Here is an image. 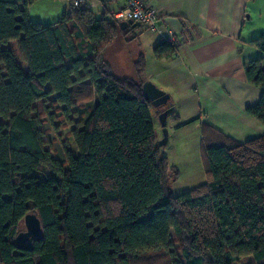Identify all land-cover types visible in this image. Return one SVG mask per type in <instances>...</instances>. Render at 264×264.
Listing matches in <instances>:
<instances>
[{"label": "trees", "instance_id": "16d2710c", "mask_svg": "<svg viewBox=\"0 0 264 264\" xmlns=\"http://www.w3.org/2000/svg\"><path fill=\"white\" fill-rule=\"evenodd\" d=\"M35 1L0 0V264H264V134L238 142L203 124L206 180L172 194L179 171L157 145L144 57L116 77L103 56L121 32L111 13L67 0L58 20L35 22ZM250 43L261 55L245 77L261 96L246 111L264 125V36ZM175 50L160 40L153 54ZM51 99L65 116L91 104L63 160L40 129L44 117L57 129ZM29 213L42 233L18 243Z\"/></svg>", "mask_w": 264, "mask_h": 264}, {"label": "crops", "instance_id": "0c3cea01", "mask_svg": "<svg viewBox=\"0 0 264 264\" xmlns=\"http://www.w3.org/2000/svg\"><path fill=\"white\" fill-rule=\"evenodd\" d=\"M38 1L41 0L28 9L31 20L30 10ZM60 1L65 12L68 2ZM144 1L155 8L160 28L174 32L177 43L174 54L158 61L153 49L161 40L159 35L135 24L121 30L110 44L115 61L106 55L104 59L116 77L124 78L119 74L120 65L125 64L123 48L134 50L133 74L134 62L144 57V80L170 96L165 107L172 108L166 119L167 144L170 132L177 135L195 130L201 135L202 146L203 124L238 142L263 135L264 125L246 111L258 102L261 88L247 82L244 65L261 55L250 41L264 36V0ZM124 5L125 0H92L90 9L99 16L104 10L111 13ZM151 120L160 140L162 127L153 108ZM167 144L160 150L169 161L164 154Z\"/></svg>", "mask_w": 264, "mask_h": 264}, {"label": "rangeland", "instance_id": "374dc122", "mask_svg": "<svg viewBox=\"0 0 264 264\" xmlns=\"http://www.w3.org/2000/svg\"><path fill=\"white\" fill-rule=\"evenodd\" d=\"M30 11L33 21H46L48 23L56 21L61 17L64 11V5L60 0H41L36 2ZM133 52L134 50L131 52L127 47L123 48L122 59L125 64L119 67V69H121L119 74L122 75V77H134L131 67ZM113 53V49L110 50V45H108L104 50L103 56L106 55L109 59L115 61ZM86 105L80 109H78V107L72 109L73 111L71 110L70 113L65 116L61 112L63 107L52 103V99L49 102L50 110L54 113V121L57 125V129L51 126L46 117L42 118L40 129L45 132L43 137L47 143L45 147L51 151L54 157L60 160L64 159V143L72 153L76 152L71 130L75 122L79 120L82 121L89 113L91 104L89 106ZM200 147L201 135L200 133L197 135L195 130L187 133H185V131L179 132L177 135L170 132L169 143L164 147V154L169 158V163L175 165L179 171L177 179L172 182L170 186L172 194H181L205 182L206 176L202 167ZM171 235L172 238H174V234L171 233ZM175 246L177 254L181 256L177 243ZM183 262L182 260V263ZM234 264L255 263L252 257H246Z\"/></svg>", "mask_w": 264, "mask_h": 264}, {"label": "water", "instance_id": "95a60500", "mask_svg": "<svg viewBox=\"0 0 264 264\" xmlns=\"http://www.w3.org/2000/svg\"><path fill=\"white\" fill-rule=\"evenodd\" d=\"M128 26L135 27V23L131 21H121L119 23V28L121 30H124ZM142 91L144 98L150 103L151 107L158 115V119L162 127V138L158 140L157 145L159 147L164 146L168 142V130L166 127V119L167 115L172 110L171 107L165 109V107L170 102V96L149 80L143 82ZM24 226L25 229L19 232L16 237V241L18 243H25L32 237H39L42 233L40 219L33 213H29L24 217Z\"/></svg>", "mask_w": 264, "mask_h": 264}, {"label": "built area", "instance_id": "2783aa9c", "mask_svg": "<svg viewBox=\"0 0 264 264\" xmlns=\"http://www.w3.org/2000/svg\"><path fill=\"white\" fill-rule=\"evenodd\" d=\"M98 1V0H96ZM74 5L90 9L92 0H74ZM111 18L115 22L131 21L143 25L151 32L159 35L160 39L176 47L175 34L171 30H163L159 25V17L155 8L144 0H125V5L111 12Z\"/></svg>", "mask_w": 264, "mask_h": 264}, {"label": "flooded vegetation", "instance_id": "af4514ba", "mask_svg": "<svg viewBox=\"0 0 264 264\" xmlns=\"http://www.w3.org/2000/svg\"><path fill=\"white\" fill-rule=\"evenodd\" d=\"M166 109V108H165Z\"/></svg>", "mask_w": 264, "mask_h": 264}]
</instances>
